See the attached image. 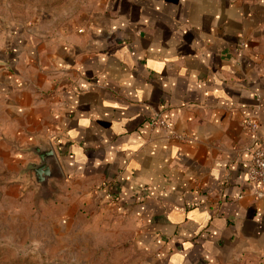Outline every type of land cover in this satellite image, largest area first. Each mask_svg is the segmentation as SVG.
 <instances>
[{
	"label": "crops",
	"instance_id": "1",
	"mask_svg": "<svg viewBox=\"0 0 264 264\" xmlns=\"http://www.w3.org/2000/svg\"><path fill=\"white\" fill-rule=\"evenodd\" d=\"M77 2L72 25L2 47L1 162L38 163L23 150L42 138L63 174L50 191L79 195L66 215L104 205L144 264H264L244 126L264 138V0Z\"/></svg>",
	"mask_w": 264,
	"mask_h": 264
},
{
	"label": "rangeland",
	"instance_id": "2",
	"mask_svg": "<svg viewBox=\"0 0 264 264\" xmlns=\"http://www.w3.org/2000/svg\"><path fill=\"white\" fill-rule=\"evenodd\" d=\"M80 7L77 0H0V56L2 47L11 49L21 43L18 36L24 28L32 29L37 24L44 32L54 26L62 29L77 21L73 16L66 18V14H74ZM39 37L45 42L62 36ZM9 153L16 151L9 148ZM9 168L0 159V264L146 262L133 241V233L128 232L127 221L115 212L91 203L87 208L90 211L78 210L75 205L66 215V209L78 203V194H70L71 189L65 191L59 186L49 192L14 183L12 178L18 172Z\"/></svg>",
	"mask_w": 264,
	"mask_h": 264
},
{
	"label": "water",
	"instance_id": "3",
	"mask_svg": "<svg viewBox=\"0 0 264 264\" xmlns=\"http://www.w3.org/2000/svg\"><path fill=\"white\" fill-rule=\"evenodd\" d=\"M30 158H37L38 163H28L12 178L14 183L33 185L40 191H49L53 180L63 179L62 171L58 165L55 153L48 143L38 139L33 147L23 150Z\"/></svg>",
	"mask_w": 264,
	"mask_h": 264
},
{
	"label": "built area",
	"instance_id": "4",
	"mask_svg": "<svg viewBox=\"0 0 264 264\" xmlns=\"http://www.w3.org/2000/svg\"><path fill=\"white\" fill-rule=\"evenodd\" d=\"M149 125L151 128L168 129L165 120L158 117L152 118ZM244 126L251 136L252 147L247 180L253 186L256 197L262 199L264 198V138L260 135V124L255 119H247Z\"/></svg>",
	"mask_w": 264,
	"mask_h": 264
}]
</instances>
